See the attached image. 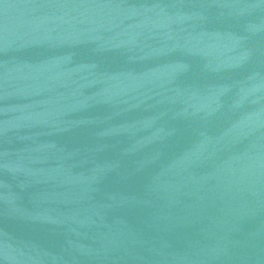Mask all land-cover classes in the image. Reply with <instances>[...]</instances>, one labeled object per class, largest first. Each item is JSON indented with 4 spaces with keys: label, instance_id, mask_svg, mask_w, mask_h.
Masks as SVG:
<instances>
[{
    "label": "water",
    "instance_id": "95a60500",
    "mask_svg": "<svg viewBox=\"0 0 264 264\" xmlns=\"http://www.w3.org/2000/svg\"><path fill=\"white\" fill-rule=\"evenodd\" d=\"M0 264H264V0H0Z\"/></svg>",
    "mask_w": 264,
    "mask_h": 264
}]
</instances>
